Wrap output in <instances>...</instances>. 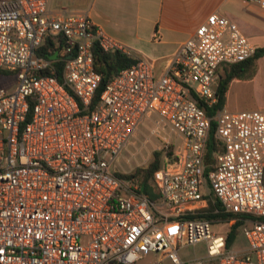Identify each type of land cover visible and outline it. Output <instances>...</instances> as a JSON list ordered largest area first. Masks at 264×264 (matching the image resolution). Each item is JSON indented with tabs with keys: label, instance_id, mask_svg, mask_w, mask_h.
Segmentation results:
<instances>
[{
	"label": "built area",
	"instance_id": "obj_1",
	"mask_svg": "<svg viewBox=\"0 0 264 264\" xmlns=\"http://www.w3.org/2000/svg\"><path fill=\"white\" fill-rule=\"evenodd\" d=\"M50 1L0 0V78L18 80L12 93L0 82V264H137L150 254L153 264H264V110L208 114L220 70L255 55L238 25L210 15L162 72L136 59L94 104V43L131 54L88 14H54ZM49 37L64 42L56 60L39 54ZM153 120V134L170 129L155 202L115 166ZM213 121L218 149L207 162ZM210 202L236 216L232 227L243 221L245 250L190 218ZM200 242L207 257L181 256Z\"/></svg>",
	"mask_w": 264,
	"mask_h": 264
},
{
	"label": "crops",
	"instance_id": "obj_2",
	"mask_svg": "<svg viewBox=\"0 0 264 264\" xmlns=\"http://www.w3.org/2000/svg\"><path fill=\"white\" fill-rule=\"evenodd\" d=\"M49 9L54 14L63 10L88 14L131 57L153 61L158 73L214 13L236 23L256 51L264 49V10L253 0H51ZM224 109L264 110V55L251 77L231 83Z\"/></svg>",
	"mask_w": 264,
	"mask_h": 264
},
{
	"label": "trees",
	"instance_id": "obj_3",
	"mask_svg": "<svg viewBox=\"0 0 264 264\" xmlns=\"http://www.w3.org/2000/svg\"><path fill=\"white\" fill-rule=\"evenodd\" d=\"M63 50H64L63 39L60 38L59 44H57L56 39L49 37L46 39L44 45L39 50V54L46 58H51L55 52H59L61 57ZM93 52L95 58V69L102 77L101 84L98 88L94 100V104H96V102L100 99L102 93L104 92L110 81L113 79V77L117 75L119 72H121L123 69L131 67L134 63H136V59H134L133 57H129L128 55L120 51L106 52L102 49V47H100L98 42L94 43ZM263 55H264V49L257 50L255 52V55L246 62L225 68V71L221 75L220 83L217 89L219 101L214 108L208 109V114L210 116H214L218 110L224 109L231 83L238 79L251 77L256 72L257 61ZM64 65L65 63L62 59L61 60L58 59L54 63V67H55L54 75L60 81H62L63 78L62 75H63ZM215 128H216V122L213 121L211 135L209 139L207 162H209L213 158L214 152L218 149L215 139ZM172 153H173V149L170 148L169 154L172 155ZM161 157H162V153L156 152L154 156V160L148 165V167L138 168L134 173H131L129 175L119 174V176L129 180H134L135 184L138 185L139 193L148 197L151 201L155 202L159 200L161 197L154 183L155 174L161 168V162H162ZM217 210H219V212L221 211L220 204L218 202L217 203L210 202L209 206L204 211L198 213L197 215H192L190 216V218L208 219L210 221H218V220L229 221L232 220L234 217H236L235 215L224 214L222 212L215 213ZM242 224L243 221L239 220L233 226L234 230L229 235V240H228L229 246L236 238L238 227H240V225Z\"/></svg>",
	"mask_w": 264,
	"mask_h": 264
},
{
	"label": "rangeland",
	"instance_id": "obj_4",
	"mask_svg": "<svg viewBox=\"0 0 264 264\" xmlns=\"http://www.w3.org/2000/svg\"><path fill=\"white\" fill-rule=\"evenodd\" d=\"M1 85H3L9 93H12L18 87V80L16 77L10 79L0 78ZM155 119V118H154ZM155 130V120L147 121L146 125L139 128L138 133L132 139L130 146L124 150L121 157L116 161L115 166L119 174L129 175L134 173L138 168H146L154 160L156 152H161L166 145L165 139L170 135V129L167 132L160 131L159 135L153 134ZM172 142H176V137H171ZM162 161V157H161ZM126 182L128 179L123 178ZM243 224L238 227L236 238L230 244L229 248L233 251H243L248 247V241L243 233ZM212 230L218 235L228 237L234 230L229 221H212ZM208 255L206 242L197 243L194 246H189L181 251V256L188 260L198 258H205ZM157 260L155 254H150L144 260L137 264H153Z\"/></svg>",
	"mask_w": 264,
	"mask_h": 264
},
{
	"label": "water",
	"instance_id": "obj_5",
	"mask_svg": "<svg viewBox=\"0 0 264 264\" xmlns=\"http://www.w3.org/2000/svg\"><path fill=\"white\" fill-rule=\"evenodd\" d=\"M57 54H55V55H53L52 57H51V59H53V60H56L57 59Z\"/></svg>",
	"mask_w": 264,
	"mask_h": 264
}]
</instances>
